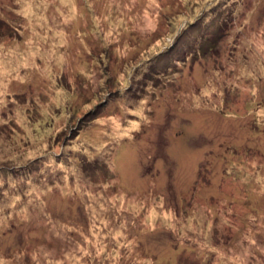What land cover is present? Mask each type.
Masks as SVG:
<instances>
[{
    "label": "rangeland",
    "instance_id": "1",
    "mask_svg": "<svg viewBox=\"0 0 264 264\" xmlns=\"http://www.w3.org/2000/svg\"><path fill=\"white\" fill-rule=\"evenodd\" d=\"M0 264H264V0H0Z\"/></svg>",
    "mask_w": 264,
    "mask_h": 264
}]
</instances>
